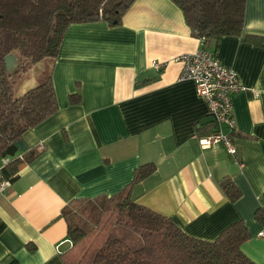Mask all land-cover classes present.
<instances>
[{"label": "crops", "instance_id": "1", "mask_svg": "<svg viewBox=\"0 0 264 264\" xmlns=\"http://www.w3.org/2000/svg\"><path fill=\"white\" fill-rule=\"evenodd\" d=\"M246 34L264 35V0H246L243 32L216 47L191 34L171 0H134L115 26L70 24L52 72L58 108L22 136L35 157L2 168L0 264H65L66 204L116 194L149 162L156 170L133 186L136 202L206 240L242 220L251 235L243 252L264 263V225L254 218L264 206V47ZM202 45L242 87L233 96L234 155L198 142V128L211 121L208 104L192 80L180 79L175 59ZM224 177L241 192L235 202L220 187Z\"/></svg>", "mask_w": 264, "mask_h": 264}, {"label": "trees", "instance_id": "2", "mask_svg": "<svg viewBox=\"0 0 264 264\" xmlns=\"http://www.w3.org/2000/svg\"><path fill=\"white\" fill-rule=\"evenodd\" d=\"M171 1L202 44L216 47L223 36L243 32L246 0ZM133 2L0 0V157L24 132L57 110L52 72L66 28L99 21L118 25ZM245 38L264 47V35L246 34ZM11 53L16 65L7 71L5 57ZM38 62L43 67L36 75L37 84L18 95V87ZM79 99L78 92L69 96L71 103ZM213 128L211 120L205 131L199 127L198 132L206 136ZM34 157V151L26 150L11 163ZM155 170L152 162L142 164L135 169L132 181L116 194L66 204L61 214L71 244L61 253L65 264H264L243 252L251 235L242 220L224 228L215 239L206 240L188 235L171 217L136 202L133 186ZM220 187L231 202L241 196L230 177H224ZM254 218L264 225V206L255 210Z\"/></svg>", "mask_w": 264, "mask_h": 264}, {"label": "built area", "instance_id": "3", "mask_svg": "<svg viewBox=\"0 0 264 264\" xmlns=\"http://www.w3.org/2000/svg\"><path fill=\"white\" fill-rule=\"evenodd\" d=\"M175 60L181 63L180 79H188L194 82L197 94L208 104L209 116L214 123V128L208 135L198 137L200 146L205 149L216 144H222L229 154H236L237 147L233 141L235 128L232 105L233 96L242 89L236 73L224 66L217 56L206 48L184 53ZM152 65L158 70L164 67L163 63L157 61H153ZM17 157L16 154L13 157L2 156L0 194L8 185L2 168ZM21 157L22 155H20ZM258 236L264 239V230L260 231ZM69 244H71V240H69Z\"/></svg>", "mask_w": 264, "mask_h": 264}, {"label": "water", "instance_id": "4", "mask_svg": "<svg viewBox=\"0 0 264 264\" xmlns=\"http://www.w3.org/2000/svg\"><path fill=\"white\" fill-rule=\"evenodd\" d=\"M5 64H6V69L7 71H12V69L15 67L16 65V57L14 54H8L5 57ZM27 150V145L26 143L23 141V139H19L17 141H15L12 145H10L6 151L3 153V157L4 156H10L13 157L17 152H24Z\"/></svg>", "mask_w": 264, "mask_h": 264}, {"label": "rangeland", "instance_id": "5", "mask_svg": "<svg viewBox=\"0 0 264 264\" xmlns=\"http://www.w3.org/2000/svg\"><path fill=\"white\" fill-rule=\"evenodd\" d=\"M43 67L42 62L36 63L29 72V77L18 87L17 94L20 95L37 84L36 75Z\"/></svg>", "mask_w": 264, "mask_h": 264}]
</instances>
